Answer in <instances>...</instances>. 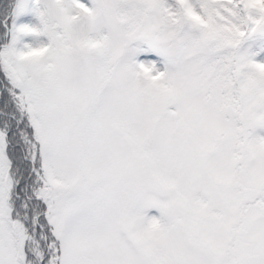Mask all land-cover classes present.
I'll list each match as a JSON object with an SVG mask.
<instances>
[{
    "label": "snow or ice",
    "instance_id": "1",
    "mask_svg": "<svg viewBox=\"0 0 264 264\" xmlns=\"http://www.w3.org/2000/svg\"><path fill=\"white\" fill-rule=\"evenodd\" d=\"M0 264H264V0H0Z\"/></svg>",
    "mask_w": 264,
    "mask_h": 264
}]
</instances>
